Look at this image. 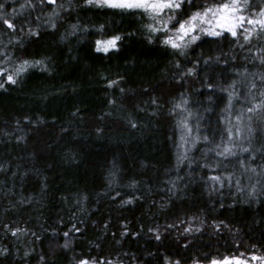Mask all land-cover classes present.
<instances>
[{
    "label": "trees",
    "instance_id": "trees-1",
    "mask_svg": "<svg viewBox=\"0 0 264 264\" xmlns=\"http://www.w3.org/2000/svg\"><path fill=\"white\" fill-rule=\"evenodd\" d=\"M6 3L18 7L14 0ZM39 14L32 12V16ZM76 15L82 23H106L105 35L134 30L135 34L126 36L118 52L104 54L95 51L94 32L63 42L59 36L67 25L60 32L47 30L29 52L52 56L54 70H34L21 83L0 89V164L5 166L0 170V248L8 249L0 254V264H72L73 256L89 254L122 264H167L165 257L192 264L194 258L205 255L210 259L244 254L251 264H259L247 254H264V188H258L248 202L234 187L210 192L201 179L208 170L198 166L205 163L203 150L210 147L203 141L189 153L197 163L189 167L185 162L177 168L180 110L170 111L173 97L178 100V93H188L190 107L201 114L202 134H215L218 142L225 94L201 84L206 79L220 83L238 78L233 69L245 63L239 59L245 55L243 50L233 47L230 36L219 42L212 37L197 42L199 46L194 45L182 60L189 67L201 51L215 56L221 50L225 58L235 54L238 59L227 64L202 63L198 76L182 80L172 50L149 43L139 28L152 22L147 15L96 8L74 13L73 20ZM116 75L125 77L121 87L134 91L112 105L109 100L120 93L107 86L105 76ZM151 96L159 97V108L145 103ZM129 113L135 128L128 123ZM25 116L43 120L30 123ZM254 127L258 131L253 144L259 149L264 145V118L256 117ZM213 156L209 154V162ZM235 162L234 158L226 161ZM255 163L261 165L264 160L257 156ZM114 166L119 183L109 185L108 174ZM177 176L182 179L169 192L168 181ZM132 179L138 184L129 187ZM248 183L247 177L242 178V184ZM84 195L88 199L77 203ZM129 196L135 201L122 204ZM162 203L166 207L161 208ZM192 215L206 221L201 232L185 234L186 224L166 229ZM212 221H224L227 227L214 230ZM9 223L31 231L13 236L3 228ZM72 224L81 232H70ZM154 225L161 228L159 240L149 231ZM64 232H70V249L62 247ZM188 242L190 247L185 246Z\"/></svg>",
    "mask_w": 264,
    "mask_h": 264
},
{
    "label": "snow or ice",
    "instance_id": "snow-or-ice-1",
    "mask_svg": "<svg viewBox=\"0 0 264 264\" xmlns=\"http://www.w3.org/2000/svg\"><path fill=\"white\" fill-rule=\"evenodd\" d=\"M14 2L18 4V7L8 5L6 0L0 2V89H4L9 84L21 83L34 70L49 73L54 70L52 56L29 52L32 43L40 39L47 30L56 33L60 32L63 25H67L59 36V40L63 42L87 35L90 31L94 32L98 37L94 40L95 51L104 54L118 52L126 36L135 34L134 30L129 33L114 31L111 35H105L106 23H82L79 15H76L73 20L74 13L88 8L113 9L128 14L139 12L141 16L147 15L152 22L141 23L139 28L144 30L149 43H160L172 50V54L176 57L174 65L182 80L198 76L202 63L204 65L213 62L227 64L229 60L236 61L237 55L231 54L225 58L223 51L218 50L215 56H205L201 51L198 58L189 61L191 67L182 62L190 55L194 45L199 46L197 42H204L208 37L215 38L219 42L230 36L233 47L245 53L239 57L245 63L240 68L233 69L238 78L220 83L206 79L205 83L201 84V87H207L213 91L219 89L225 94L220 117L224 126L219 133L218 142L215 134H202L201 114L190 107L189 94L178 93V100L173 97L175 103L170 111L175 114L177 110H180V116L176 121L181 132L177 168L185 162L189 167L197 163L189 153L203 141L210 147L203 150L201 159L205 163L198 166L208 170L207 175L202 176L201 179L207 182L210 192H222L225 187H234L236 192L246 195L245 202H248V198L256 196L258 188H264V164L255 163L257 156L264 160V145L257 149L253 144L258 131L254 127L255 118H264V0H201L200 4H197L196 0H22V2L14 0ZM32 12L40 14L32 16ZM105 80L109 88L118 89L120 93L119 97L113 96L109 100L112 105L118 104L126 92L134 91L121 87L125 83L123 76L116 75L115 78L105 76ZM213 99V96H208L209 102ZM145 103L159 108V97L151 96ZM23 119L30 123H39L43 120L40 117L33 121L30 116H25ZM193 119L195 124L191 123ZM128 123L133 128L137 126L131 113H129ZM19 124L18 120L17 126ZM16 139L21 140L24 137L17 136ZM245 153L248 154L246 158L243 155ZM209 154H214L210 162ZM230 158L235 159V164L226 163ZM4 167L0 164V170ZM108 175L109 185L119 183L115 166ZM244 177H247L248 184H242ZM181 179L177 176L175 180H169L171 187L168 191L172 192L176 182ZM137 184L138 181L132 179L129 187ZM119 195L120 193L117 192L116 196ZM87 199V195H84L77 203L82 204ZM135 199L136 197L129 196L121 203H132ZM21 202L27 201L22 197ZM160 207L164 208L166 204L162 203ZM60 223L63 221L61 220ZM185 224L183 228L185 234L201 232L207 226L201 216L192 215L187 221L177 219L174 223L167 225L166 229H176L177 225ZM211 226L214 230H223L227 227L224 221H212ZM3 228L13 236L27 235L31 231L26 226H19L18 223L4 224ZM53 231L55 232V229ZM128 231L125 224L124 232ZM149 231L156 239H161L162 232L159 225H154ZM70 232H81V228L72 224ZM70 232H64L66 239L62 247L65 249L72 247ZM185 246L190 247L191 243L188 242ZM7 252V248H0V254ZM28 254V252L24 253L25 256ZM247 255L252 260L264 264V254L250 252ZM40 259L44 261L45 257L41 256ZM165 260L167 264H181L180 259L172 260L165 257ZM202 260H207V264H251L244 254L212 256L210 259L205 255L200 259L194 258L192 264H202ZM72 264H122V261L89 254L81 255L79 258L73 256Z\"/></svg>",
    "mask_w": 264,
    "mask_h": 264
},
{
    "label": "flooded vegetation",
    "instance_id": "flooded-vegetation-1",
    "mask_svg": "<svg viewBox=\"0 0 264 264\" xmlns=\"http://www.w3.org/2000/svg\"><path fill=\"white\" fill-rule=\"evenodd\" d=\"M259 264H260V262H259Z\"/></svg>",
    "mask_w": 264,
    "mask_h": 264
}]
</instances>
